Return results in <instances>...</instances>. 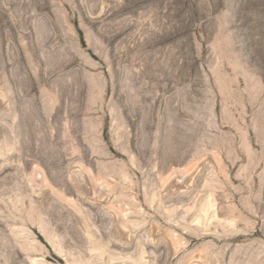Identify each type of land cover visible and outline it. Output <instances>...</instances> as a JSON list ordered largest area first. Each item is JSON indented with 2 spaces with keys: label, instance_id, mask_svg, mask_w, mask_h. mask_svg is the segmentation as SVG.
Instances as JSON below:
<instances>
[{
  "label": "rangeland",
  "instance_id": "1",
  "mask_svg": "<svg viewBox=\"0 0 264 264\" xmlns=\"http://www.w3.org/2000/svg\"><path fill=\"white\" fill-rule=\"evenodd\" d=\"M0 264H264V0H0Z\"/></svg>",
  "mask_w": 264,
  "mask_h": 264
}]
</instances>
